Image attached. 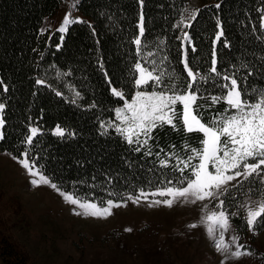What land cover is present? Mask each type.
Returning a JSON list of instances; mask_svg holds the SVG:
<instances>
[{"label": "trees", "instance_id": "obj_1", "mask_svg": "<svg viewBox=\"0 0 264 264\" xmlns=\"http://www.w3.org/2000/svg\"><path fill=\"white\" fill-rule=\"evenodd\" d=\"M61 2L0 0V104L5 106L0 151L19 157L27 153L30 163L61 191H76L97 202L119 200L122 194L155 190L180 179L179 161L194 156L192 149H202L203 134L184 129L177 102L172 106L175 127L158 123L129 144L117 131L116 109L138 88L193 93V112L202 122L230 114L226 101L212 100L227 92L223 76L235 78L250 101L253 89L264 90V0H143L142 5L140 0H75L78 18L72 21L81 22L68 23L64 32L41 31L43 20ZM192 12L197 13L194 20ZM213 59L219 75L211 72ZM137 63L160 76V83L149 80L138 87ZM57 127L63 136L55 134ZM32 128L38 131L29 145ZM183 175L189 176L190 169ZM241 180L220 197L240 235L248 230L241 205L258 204L264 191L258 177ZM109 192L117 195L109 197ZM3 204L0 199V263L23 264L21 248L5 232ZM260 220L264 217L258 218L255 234L264 230ZM246 247L259 258L254 247Z\"/></svg>", "mask_w": 264, "mask_h": 264}, {"label": "rangeland", "instance_id": "obj_2", "mask_svg": "<svg viewBox=\"0 0 264 264\" xmlns=\"http://www.w3.org/2000/svg\"><path fill=\"white\" fill-rule=\"evenodd\" d=\"M74 2L62 0L58 10L43 20L41 31L58 30L66 15L70 20L78 18ZM139 76L137 71V79ZM138 91L152 93L140 88ZM136 92L125 101L131 103ZM123 108L124 105L120 109ZM118 121L119 127H127ZM24 158L0 151L4 228L21 248L23 264H222V261L223 264H264V230L255 235L247 230L240 235L230 220L229 229L224 233L225 242L231 245L230 251L235 250L232 236H238L243 250L249 251L246 246L250 245L259 258L252 253L232 258L217 251L201 219L205 206L208 212L218 210L215 199L195 204L181 199L172 207L163 204L149 207L144 201L138 205L128 201L125 207L113 208V215L107 219L76 216L73 214L75 206L66 203L56 190L30 183L31 177L19 163ZM246 204L257 206L251 202ZM191 224L197 227H189ZM128 228L130 232L125 231ZM220 231L215 230L217 239Z\"/></svg>", "mask_w": 264, "mask_h": 264}, {"label": "snow or ice", "instance_id": "obj_3", "mask_svg": "<svg viewBox=\"0 0 264 264\" xmlns=\"http://www.w3.org/2000/svg\"><path fill=\"white\" fill-rule=\"evenodd\" d=\"M140 2L142 5L143 0H140ZM196 15V12H192L190 18L194 20ZM143 20V15H141L138 26L140 36H143L144 33ZM72 22L81 21H72L66 15L63 26L58 31L64 32L66 25ZM180 23H184L183 19ZM185 27H190V24H185ZM220 35H223V33L221 32L216 37L217 40L220 39ZM183 39L188 40L189 37L185 35ZM134 43L139 46L141 40L137 38ZM215 65L216 61L213 59L212 73H217ZM184 66L188 69V76L192 77L193 82H195L196 76L188 68L187 59L184 61ZM135 67L140 74L135 81L138 87L149 80H155L160 83V76H154L151 71L142 68L139 63ZM217 75L219 74L217 73ZM223 80L227 82L222 86L227 89L226 94L214 96L212 100L214 103L219 102L221 99L226 101L231 114L214 117L211 122H202L197 115L193 114L192 106L195 104L197 97L191 92L188 94L167 95L163 92L154 91L149 94L138 91L131 103L125 101L123 109H116L117 119L122 124L127 125V127H118L117 131L125 134L128 143L132 144L134 136L138 137L140 133L147 135L153 128L157 127L158 123L160 125L166 123L175 127L173 117H175L176 113L172 106L177 102L183 105V112L180 118L184 129L189 133L200 132L203 134L204 139L202 140V149H192L194 156H189L187 160L179 161V164L183 165V167L179 168L181 177L175 184L169 180L155 190L149 189L145 191L141 188L136 194H122L119 200L109 198L107 200L101 199L97 202L96 199L89 196H81L76 191H61L56 183H53L43 174L41 169L33 170L35 164L30 163L27 153L24 154L25 158L20 160L19 163L27 170L31 177L30 183L33 186H49L56 190L66 203L75 206L73 214L76 216L107 219L113 215V208L125 207L128 201L136 205L144 201L147 202L149 207L161 204L172 207L174 203L181 199L184 203L192 204L206 199H215L218 201L215 205L218 210L208 212L207 206H205L203 209L205 215L201 219L208 235L214 239L217 251L226 253L232 258L249 255L251 253L243 250L244 245L239 243L238 236H232L231 238L232 245H235L234 251H230L231 245L225 242L224 233L229 229V214L224 208L225 201L220 197L227 193L226 185L238 178H242L241 183H243L255 176L260 178L259 182L261 184H264V90L253 89L255 95L250 101L245 99V95L235 78L225 75ZM38 83H43V81H38ZM188 87L191 88L192 86L188 85ZM4 90L7 91V88ZM113 93L121 99L124 98L123 93L115 89H113ZM59 94L57 93V95ZM77 95L79 94L77 93ZM4 107L3 104H0V112H3ZM125 113H130V115H125ZM3 125L4 121L0 118V128ZM30 131L31 135L27 137L29 145L32 144V138L38 130L37 128H32ZM55 134L63 136L64 131L57 127ZM0 139H3L2 133H0ZM144 143H147V141L145 140ZM194 158H198L199 162L192 164L191 161ZM161 164L165 165V162L161 161ZM186 169H190V175L187 177L183 175ZM116 195L114 192L108 193L109 197ZM241 207L246 209L248 230L255 235L258 218L264 217V191L261 192V199L255 208L248 204L241 205ZM259 223L264 225V220H260ZM189 227L196 228L197 225L191 224ZM216 228L221 230L218 239L216 238ZM125 231L130 232L131 229L128 228Z\"/></svg>", "mask_w": 264, "mask_h": 264}]
</instances>
